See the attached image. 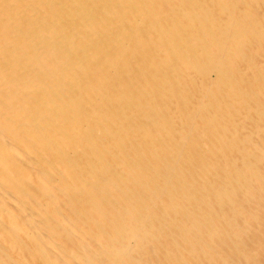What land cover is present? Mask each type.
I'll return each instance as SVG.
<instances>
[{"label":"bare ground","instance_id":"obj_1","mask_svg":"<svg viewBox=\"0 0 264 264\" xmlns=\"http://www.w3.org/2000/svg\"><path fill=\"white\" fill-rule=\"evenodd\" d=\"M0 264H264V0H0Z\"/></svg>","mask_w":264,"mask_h":264}]
</instances>
